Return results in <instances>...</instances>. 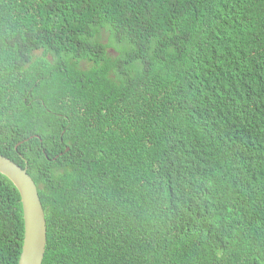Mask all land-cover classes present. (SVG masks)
<instances>
[{"label":"trees","instance_id":"16d2710c","mask_svg":"<svg viewBox=\"0 0 264 264\" xmlns=\"http://www.w3.org/2000/svg\"><path fill=\"white\" fill-rule=\"evenodd\" d=\"M259 113L264 0H0V155L42 264H264ZM23 229L0 174V264Z\"/></svg>","mask_w":264,"mask_h":264},{"label":"water","instance_id":"95a60500","mask_svg":"<svg viewBox=\"0 0 264 264\" xmlns=\"http://www.w3.org/2000/svg\"><path fill=\"white\" fill-rule=\"evenodd\" d=\"M0 174L6 177L20 195L23 215V242L18 264H42L47 226L38 188L28 174L10 159L0 155Z\"/></svg>","mask_w":264,"mask_h":264},{"label":"clouds","instance_id":"9594fccd","mask_svg":"<svg viewBox=\"0 0 264 264\" xmlns=\"http://www.w3.org/2000/svg\"><path fill=\"white\" fill-rule=\"evenodd\" d=\"M108 37H109V35L108 34H106ZM159 64H164V62H163V57L160 59V61H159ZM173 77V72L171 73V77H170V79ZM257 116H259V117H264V114L262 115V114H257ZM127 143H128V141H124V142H121L120 143V145H119V153L116 155V157H115V162L113 163V166L115 165V164H117L118 162H119V160L121 159V157H122V155H123V152H124V150H125V147H126V145H127ZM46 226H47V223H46ZM47 239V238H46ZM22 242H23V239H22ZM21 247H22V245H21ZM45 249H46V247H45ZM44 260V259H43Z\"/></svg>","mask_w":264,"mask_h":264},{"label":"rangeland","instance_id":"374dc122","mask_svg":"<svg viewBox=\"0 0 264 264\" xmlns=\"http://www.w3.org/2000/svg\"><path fill=\"white\" fill-rule=\"evenodd\" d=\"M103 37H105V39H103L105 42H107L108 36L107 35H103Z\"/></svg>","mask_w":264,"mask_h":264}]
</instances>
